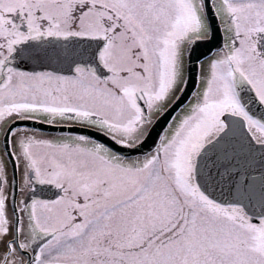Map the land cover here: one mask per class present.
Masks as SVG:
<instances>
[{
  "label": "snow or ice",
  "instance_id": "obj_1",
  "mask_svg": "<svg viewBox=\"0 0 264 264\" xmlns=\"http://www.w3.org/2000/svg\"><path fill=\"white\" fill-rule=\"evenodd\" d=\"M0 134V264H264V0H0Z\"/></svg>",
  "mask_w": 264,
  "mask_h": 264
},
{
  "label": "water",
  "instance_id": "obj_2",
  "mask_svg": "<svg viewBox=\"0 0 264 264\" xmlns=\"http://www.w3.org/2000/svg\"><path fill=\"white\" fill-rule=\"evenodd\" d=\"M31 124H32V125H35V126H39V127H44V128H46L45 125H44V126H41V125L36 124V123H33V122H31Z\"/></svg>",
  "mask_w": 264,
  "mask_h": 264
},
{
  "label": "rangeland",
  "instance_id": "obj_3",
  "mask_svg": "<svg viewBox=\"0 0 264 264\" xmlns=\"http://www.w3.org/2000/svg\"><path fill=\"white\" fill-rule=\"evenodd\" d=\"M1 139H2V134H0V143H1ZM0 149H1V147H0ZM3 155V153L1 154L0 153V156H2ZM4 159H5V156H4Z\"/></svg>",
  "mask_w": 264,
  "mask_h": 264
}]
</instances>
